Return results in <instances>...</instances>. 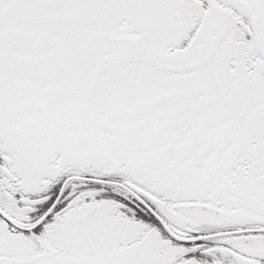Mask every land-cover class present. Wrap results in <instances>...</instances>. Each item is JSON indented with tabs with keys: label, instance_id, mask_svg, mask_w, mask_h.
<instances>
[{
	"label": "snow or ice",
	"instance_id": "1",
	"mask_svg": "<svg viewBox=\"0 0 264 264\" xmlns=\"http://www.w3.org/2000/svg\"><path fill=\"white\" fill-rule=\"evenodd\" d=\"M0 264H264V0H0Z\"/></svg>",
	"mask_w": 264,
	"mask_h": 264
}]
</instances>
